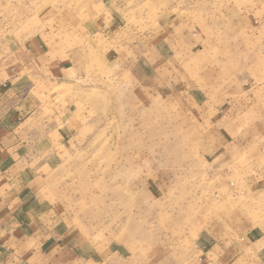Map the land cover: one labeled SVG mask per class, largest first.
Listing matches in <instances>:
<instances>
[{"label": "rangeland", "instance_id": "1", "mask_svg": "<svg viewBox=\"0 0 264 264\" xmlns=\"http://www.w3.org/2000/svg\"><path fill=\"white\" fill-rule=\"evenodd\" d=\"M261 43L264 0H0V54L35 45L73 60L79 78L62 90L83 123L48 195L105 264H208L212 213L225 215L211 161L223 114L195 112L192 79L236 95Z\"/></svg>", "mask_w": 264, "mask_h": 264}, {"label": "crops", "instance_id": "2", "mask_svg": "<svg viewBox=\"0 0 264 264\" xmlns=\"http://www.w3.org/2000/svg\"><path fill=\"white\" fill-rule=\"evenodd\" d=\"M258 54L257 75H243L246 87L236 95L216 76L192 79L195 112L223 114L214 127L224 152L211 161L226 178L225 215L218 222L212 213L208 264H264V43ZM67 57L35 45L0 54V264H105L104 249L90 252L88 238L48 195L83 123L63 95L79 78Z\"/></svg>", "mask_w": 264, "mask_h": 264}]
</instances>
